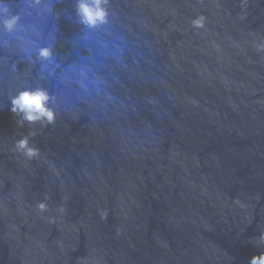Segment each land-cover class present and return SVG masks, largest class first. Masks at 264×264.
<instances>
[{
  "label": "water",
  "instance_id": "water-1",
  "mask_svg": "<svg viewBox=\"0 0 264 264\" xmlns=\"http://www.w3.org/2000/svg\"><path fill=\"white\" fill-rule=\"evenodd\" d=\"M8 2L23 27L0 33V264H249L264 251V0H110L95 30L76 0ZM24 84L55 96L54 124L17 125L8 97ZM29 131L39 160L11 150Z\"/></svg>",
  "mask_w": 264,
  "mask_h": 264
},
{
  "label": "clouds",
  "instance_id": "clouds-1",
  "mask_svg": "<svg viewBox=\"0 0 264 264\" xmlns=\"http://www.w3.org/2000/svg\"><path fill=\"white\" fill-rule=\"evenodd\" d=\"M41 0H36L40 3ZM110 0H76L75 11L79 23L86 29L95 30L101 28L110 22L111 12L109 9ZM244 17H241L243 19ZM206 17L198 15L191 20L193 28H204ZM21 14L13 13V6L8 0H0V33L15 34L22 29ZM253 47L258 53H264V39L254 41ZM29 63L32 62L31 54L25 52ZM36 59L40 61H51L54 56L53 46H40L35 51ZM11 71H17V62L10 65ZM55 96L43 86H32L24 84L17 88L9 95L10 111L17 117V125L23 127L27 125H35L40 123L47 127L56 121L57 111L53 107ZM35 133L29 131L25 135H21L19 139L12 142L11 150L19 157L27 161L40 159V150L32 142L31 137ZM38 209L43 212L47 210V204L43 201L37 205ZM64 209L61 207L60 211ZM258 247L264 246V232L256 238ZM249 264H264V251L258 255H253Z\"/></svg>",
  "mask_w": 264,
  "mask_h": 264
}]
</instances>
